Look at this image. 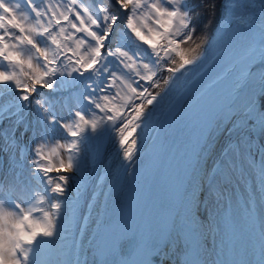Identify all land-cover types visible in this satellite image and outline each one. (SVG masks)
<instances>
[{"label":"snow or ice","instance_id":"1","mask_svg":"<svg viewBox=\"0 0 264 264\" xmlns=\"http://www.w3.org/2000/svg\"><path fill=\"white\" fill-rule=\"evenodd\" d=\"M0 264H264V0H0Z\"/></svg>","mask_w":264,"mask_h":264},{"label":"rangeland","instance_id":"2","mask_svg":"<svg viewBox=\"0 0 264 264\" xmlns=\"http://www.w3.org/2000/svg\"><path fill=\"white\" fill-rule=\"evenodd\" d=\"M57 145L56 140H53L49 143L50 148H55ZM100 153L104 159H112L115 155V148L111 140H106L100 145Z\"/></svg>","mask_w":264,"mask_h":264},{"label":"trees","instance_id":"3","mask_svg":"<svg viewBox=\"0 0 264 264\" xmlns=\"http://www.w3.org/2000/svg\"><path fill=\"white\" fill-rule=\"evenodd\" d=\"M209 2H210V0H209ZM208 13L207 12H205V15H204V18H203V20L201 21V23H204L207 19H208ZM209 30H211V25H209Z\"/></svg>","mask_w":264,"mask_h":264},{"label":"bare ground","instance_id":"4","mask_svg":"<svg viewBox=\"0 0 264 264\" xmlns=\"http://www.w3.org/2000/svg\"><path fill=\"white\" fill-rule=\"evenodd\" d=\"M214 71H215V69H211L210 73H211V72H214Z\"/></svg>","mask_w":264,"mask_h":264}]
</instances>
